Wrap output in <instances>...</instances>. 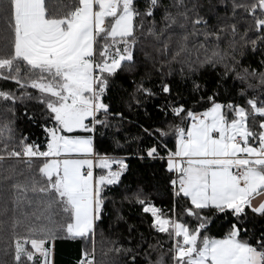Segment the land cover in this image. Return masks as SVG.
<instances>
[{
	"label": "snow or ice",
	"instance_id": "snow-or-ice-1",
	"mask_svg": "<svg viewBox=\"0 0 264 264\" xmlns=\"http://www.w3.org/2000/svg\"><path fill=\"white\" fill-rule=\"evenodd\" d=\"M204 69H222L216 88L199 82ZM174 76L190 82L192 107ZM122 78L121 103L148 118L124 144L132 120L110 96ZM0 81L14 85L0 87V264H54L58 239L80 243L75 264H264V0H0ZM29 101L40 142L19 130L21 105L37 120ZM130 155L161 162L167 209L140 185L122 199L164 241L104 239Z\"/></svg>",
	"mask_w": 264,
	"mask_h": 264
},
{
	"label": "trees",
	"instance_id": "trees-1",
	"mask_svg": "<svg viewBox=\"0 0 264 264\" xmlns=\"http://www.w3.org/2000/svg\"><path fill=\"white\" fill-rule=\"evenodd\" d=\"M203 3L207 4L208 0H202ZM260 61L259 55H251L245 58V63L250 64L252 67H258ZM148 70H152L150 67ZM222 71V69H217L213 71L211 69H204L198 76L199 82L205 86L206 90H211L216 88L217 81L219 80L218 72ZM136 79H139L137 76ZM173 84L174 92L179 93L186 101L187 106L192 107L194 104L192 94L190 93V82L185 83L181 80L179 76H174L169 78ZM153 83H156V80H153ZM225 86L231 92L232 80L228 79L224 82ZM118 87L110 93L111 102L113 103L116 110H123L125 115L130 117L132 123H128L125 121L124 130L120 133L121 143L124 144L125 137H135L137 135H141V130L139 128V123H147L148 118L144 116L143 110H139V113L136 111L129 112L126 105L121 103L122 98L127 99V96L124 95V90L127 92L132 91V85L128 78H122L118 82ZM14 87L11 82H3L0 81V87ZM221 99H228L229 93L225 92L222 88L221 90ZM160 103L159 100L152 101L148 104L147 110L153 116L156 117V109L154 107L155 104ZM29 113L31 114L35 111L37 120L35 123L27 121L23 118V108L24 106H20V112L18 115L20 119L18 120L19 130L27 135H29L32 139L40 142L43 140L42 129L39 127V124L42 122L40 120V105L36 101H29ZM197 108L200 105H195ZM159 119H164L163 115L159 116ZM106 139V143L104 148H109L110 150L115 148V146L111 143V140ZM149 140H146L145 143H149ZM169 147H172V144H169ZM136 149V143L125 144L122 149H115L111 154L114 155H128L133 153ZM103 150V149H102ZM129 165L130 170L122 177L123 183L120 186L113 187L109 192V199L106 202L107 204V215L105 216L104 223L102 225V231L104 233V239L108 240H118L125 247H133L137 242L141 239V234L148 241L155 243L156 240L164 241L166 237L164 234L156 233L151 227V219L150 216L144 214L141 211L139 205L134 203H129L128 201H124L122 199V193H124L125 188L135 189L138 185L144 187L147 191L151 193L154 197L155 202L158 206H161L167 209L170 206V197L165 190L163 176L164 173L162 171L161 162L159 161H151L145 159L143 161L137 159L135 156L129 157ZM117 212L119 215L123 217V220H117ZM129 226L132 227V231H129ZM250 228L253 225L249 226ZM257 230V234L259 229L264 227V222L259 221L254 225ZM212 234L222 235L221 229L218 225L212 226ZM98 254L101 248V237L98 235ZM79 242L68 241L64 239H58L54 242V264H75V260L79 255L80 249Z\"/></svg>",
	"mask_w": 264,
	"mask_h": 264
}]
</instances>
